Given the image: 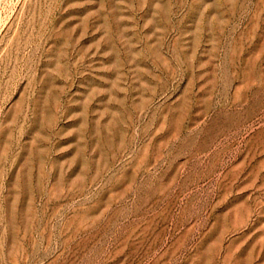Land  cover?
<instances>
[{
    "label": "rangeland",
    "instance_id": "1",
    "mask_svg": "<svg viewBox=\"0 0 264 264\" xmlns=\"http://www.w3.org/2000/svg\"><path fill=\"white\" fill-rule=\"evenodd\" d=\"M0 264H264V0H0Z\"/></svg>",
    "mask_w": 264,
    "mask_h": 264
}]
</instances>
